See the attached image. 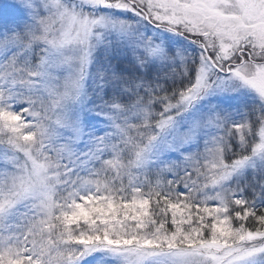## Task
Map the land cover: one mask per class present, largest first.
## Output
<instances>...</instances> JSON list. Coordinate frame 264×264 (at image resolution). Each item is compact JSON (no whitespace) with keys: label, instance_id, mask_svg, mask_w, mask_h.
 <instances>
[{"label":"snow or ice","instance_id":"snow-or-ice-1","mask_svg":"<svg viewBox=\"0 0 264 264\" xmlns=\"http://www.w3.org/2000/svg\"><path fill=\"white\" fill-rule=\"evenodd\" d=\"M0 264H264V0L0 8Z\"/></svg>","mask_w":264,"mask_h":264},{"label":"rangeland","instance_id":"rangeland-1","mask_svg":"<svg viewBox=\"0 0 264 264\" xmlns=\"http://www.w3.org/2000/svg\"><path fill=\"white\" fill-rule=\"evenodd\" d=\"M12 0H0V8H3L5 5L10 4Z\"/></svg>","mask_w":264,"mask_h":264}]
</instances>
